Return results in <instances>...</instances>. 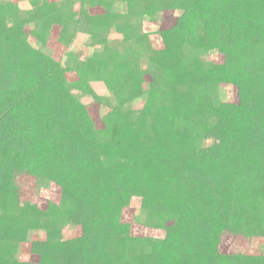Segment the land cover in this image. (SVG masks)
<instances>
[{
	"label": "trees",
	"instance_id": "16d2710c",
	"mask_svg": "<svg viewBox=\"0 0 264 264\" xmlns=\"http://www.w3.org/2000/svg\"><path fill=\"white\" fill-rule=\"evenodd\" d=\"M29 1L0 0V264H264V243L256 257L219 251L224 232L264 239V0ZM164 10L178 14L154 49L137 30ZM111 26L120 51L65 67L42 50L55 27L68 47L78 29ZM96 80L107 96L88 90ZM87 95L106 108L104 126ZM25 178L56 199L41 209L22 198ZM133 198L135 223L162 237L131 233ZM65 225L79 232L65 238ZM28 240L36 261L15 256Z\"/></svg>",
	"mask_w": 264,
	"mask_h": 264
},
{
	"label": "rangeland",
	"instance_id": "374dc122",
	"mask_svg": "<svg viewBox=\"0 0 264 264\" xmlns=\"http://www.w3.org/2000/svg\"><path fill=\"white\" fill-rule=\"evenodd\" d=\"M22 9L30 8L34 6L33 1L29 0H15ZM114 9V6H113ZM103 9L97 6L89 7L88 12L90 15H95L102 13ZM178 12L176 10H164L157 14L153 20H144L141 29L138 28L137 31L144 33V41L154 48L159 49L162 47V41L159 35V30L168 28L175 23ZM120 25L123 26V21H119ZM29 30V29H28ZM58 27L52 30V36L50 37L48 43L42 47V50L49 55H53L59 58L62 65L65 67H70L75 62L84 61L89 56L103 50L106 46L119 49L118 43L123 39V35L116 31L114 26L109 27L108 31L102 33L98 36H92L83 29H78L76 35L68 47H64L57 40ZM31 44L38 46L34 38L29 37ZM126 42H130L128 39ZM206 59L213 60L214 62L220 63L223 61V55L217 51H211L205 57ZM68 78V85L70 90L80 97L79 92L76 90L74 85V74L68 72L66 74ZM88 90L99 96H107L109 94L106 86L102 81H89L85 84ZM217 95H219L221 100L236 102L237 101V89L234 85L228 83H220L217 88ZM86 105L87 110L94 120L97 127H102L105 125L107 118L105 116L106 108L103 105L94 102L90 95L82 97L81 99ZM143 103V98H138L130 103L123 105L124 109L127 107L138 108L141 107ZM210 141H206L208 144ZM22 198L33 200L37 206L41 209L45 208L46 202L48 200L56 199L57 188L56 187H42L40 190L35 188L32 180L25 178V185H21ZM139 201L137 198H133L128 207H126L122 212V220L131 223V233L139 236H156L162 237L163 234L161 230L150 229L142 224L135 223V216L138 213ZM79 232L78 227L65 225L63 228V236L65 238L72 237ZM43 238L44 231L38 233L33 232L30 239ZM29 240L20 243L15 256L21 260L36 261L37 256L32 254L30 251ZM264 239L261 236H245V235H233L228 232H224L221 236V242L219 244V251L225 254H235L243 253L250 254L254 257L260 255L263 250Z\"/></svg>",
	"mask_w": 264,
	"mask_h": 264
}]
</instances>
